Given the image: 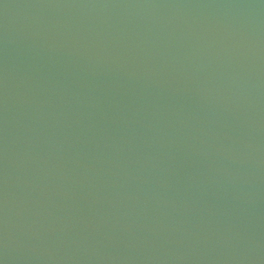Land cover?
Returning <instances> with one entry per match:
<instances>
[{
  "label": "water",
  "instance_id": "obj_1",
  "mask_svg": "<svg viewBox=\"0 0 264 264\" xmlns=\"http://www.w3.org/2000/svg\"><path fill=\"white\" fill-rule=\"evenodd\" d=\"M0 264H264V0H0Z\"/></svg>",
  "mask_w": 264,
  "mask_h": 264
}]
</instances>
